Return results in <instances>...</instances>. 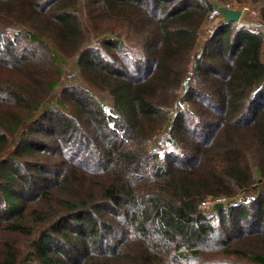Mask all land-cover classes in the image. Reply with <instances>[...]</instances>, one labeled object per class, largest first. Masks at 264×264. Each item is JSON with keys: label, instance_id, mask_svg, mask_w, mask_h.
Here are the masks:
<instances>
[{"label": "trees", "instance_id": "obj_1", "mask_svg": "<svg viewBox=\"0 0 264 264\" xmlns=\"http://www.w3.org/2000/svg\"><path fill=\"white\" fill-rule=\"evenodd\" d=\"M212 3L264 29V0H0V264H264V35L200 45Z\"/></svg>", "mask_w": 264, "mask_h": 264}, {"label": "rangeland", "instance_id": "obj_2", "mask_svg": "<svg viewBox=\"0 0 264 264\" xmlns=\"http://www.w3.org/2000/svg\"><path fill=\"white\" fill-rule=\"evenodd\" d=\"M246 10L244 11L242 18L240 20L239 23H243L247 26H249L251 29H255L258 20V9L256 6L252 5V4H247L245 5ZM243 5H233L232 8H242ZM221 18L216 19L215 21H209L207 22L202 29L200 30V45L203 42V39L206 38L209 33L212 31V29L214 28V26L217 25V23H219ZM263 60H264V54H263ZM64 72H68L70 70L69 64L66 65V67L63 68ZM58 92L57 89L54 90L51 98H50V104L55 105L56 101V93ZM168 124H170V120L168 121ZM167 127V126H166ZM166 128L159 132L157 134V136L154 138V140L151 143V148L156 150L160 155L163 154L164 152H167L169 150H171V146L168 143L166 137H167V132H166ZM257 187L259 188H264V182H260ZM210 211V209H207V212Z\"/></svg>", "mask_w": 264, "mask_h": 264}, {"label": "water", "instance_id": "obj_3", "mask_svg": "<svg viewBox=\"0 0 264 264\" xmlns=\"http://www.w3.org/2000/svg\"><path fill=\"white\" fill-rule=\"evenodd\" d=\"M212 7L216 8L221 15L219 24L230 22L238 23L241 19L242 10L240 9L218 6L216 3H212ZM222 207L223 206L221 203H217L216 205H214V210H221Z\"/></svg>", "mask_w": 264, "mask_h": 264}, {"label": "built area", "instance_id": "obj_4", "mask_svg": "<svg viewBox=\"0 0 264 264\" xmlns=\"http://www.w3.org/2000/svg\"><path fill=\"white\" fill-rule=\"evenodd\" d=\"M245 7L246 6H243L242 8H236V9L242 10V15H243L244 11L246 10ZM241 18H242V16H241ZM252 30H255V31H258V32H262L263 35H264V29L262 28V25L259 24V21L257 22V25H256L255 29H252ZM217 203H221L222 206H223L222 207L223 209H225V206H227V202L225 201V199H220V200H218L216 202L209 200V201L205 202L204 204H202L201 207L205 208L206 211H207V209H210V211H211V210H214V205H216ZM210 211H208V212H210Z\"/></svg>", "mask_w": 264, "mask_h": 264}, {"label": "crops", "instance_id": "obj_5", "mask_svg": "<svg viewBox=\"0 0 264 264\" xmlns=\"http://www.w3.org/2000/svg\"><path fill=\"white\" fill-rule=\"evenodd\" d=\"M219 24V23H218ZM210 34V33H209Z\"/></svg>", "mask_w": 264, "mask_h": 264}]
</instances>
